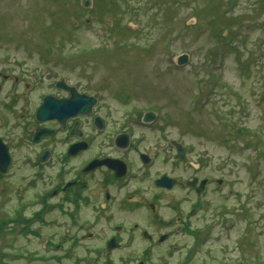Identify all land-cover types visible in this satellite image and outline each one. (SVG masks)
<instances>
[{
	"label": "rangeland",
	"instance_id": "obj_1",
	"mask_svg": "<svg viewBox=\"0 0 264 264\" xmlns=\"http://www.w3.org/2000/svg\"><path fill=\"white\" fill-rule=\"evenodd\" d=\"M82 1L0 0V52L45 56L63 73L75 70L62 58L78 59V72L110 80L109 98L124 92L129 107L159 114L166 138L191 147L209 164L205 173L226 179L227 199L211 198L213 219L227 218L212 224L227 239L224 264H264V0H93L95 13L82 9ZM216 11L231 26L214 24ZM98 47L107 58L79 65L80 52ZM181 56L187 63L177 68ZM235 124L249 131L247 139L233 135ZM244 141L257 148L245 149ZM34 229L18 236L0 225V264L104 262L96 253L100 241L68 242L55 253L40 239L46 227ZM159 254H149L148 264H176ZM219 257L204 254L196 262Z\"/></svg>",
	"mask_w": 264,
	"mask_h": 264
},
{
	"label": "flooded vegetation",
	"instance_id": "obj_2",
	"mask_svg": "<svg viewBox=\"0 0 264 264\" xmlns=\"http://www.w3.org/2000/svg\"><path fill=\"white\" fill-rule=\"evenodd\" d=\"M9 53L0 52V225L18 236L44 225L40 239L55 253L100 241L102 264H148L155 250L176 264L204 254L227 261V239L212 231L227 218L211 214L226 184L205 173L209 164L191 147L164 136L159 114L129 107L124 92L109 98L110 80L78 72V59H61L75 70L63 73L43 55ZM108 55L102 48L79 65Z\"/></svg>",
	"mask_w": 264,
	"mask_h": 264
},
{
	"label": "trees",
	"instance_id": "obj_3",
	"mask_svg": "<svg viewBox=\"0 0 264 264\" xmlns=\"http://www.w3.org/2000/svg\"><path fill=\"white\" fill-rule=\"evenodd\" d=\"M222 14H225V13L222 12L221 14H219L218 11L215 12V14L213 15L214 16V18H213L214 24L215 23H217V24L223 23L225 25V28H227L228 26H231L230 25L231 20H229V22H228V17H225V15H222ZM248 133H249L248 130L245 128H235L233 135L237 138H240V137L247 135Z\"/></svg>",
	"mask_w": 264,
	"mask_h": 264
},
{
	"label": "water",
	"instance_id": "obj_4",
	"mask_svg": "<svg viewBox=\"0 0 264 264\" xmlns=\"http://www.w3.org/2000/svg\"><path fill=\"white\" fill-rule=\"evenodd\" d=\"M82 7H84V8L89 7V0H83V1H82ZM177 63H178V65H183V64H185V63H186V59H185V57H180V58L178 59ZM109 249H110V247H109Z\"/></svg>",
	"mask_w": 264,
	"mask_h": 264
}]
</instances>
